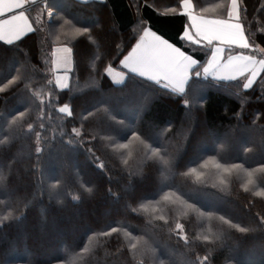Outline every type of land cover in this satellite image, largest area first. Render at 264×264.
Segmentation results:
<instances>
[{
    "label": "snow or ice",
    "instance_id": "snow-or-ice-1",
    "mask_svg": "<svg viewBox=\"0 0 264 264\" xmlns=\"http://www.w3.org/2000/svg\"><path fill=\"white\" fill-rule=\"evenodd\" d=\"M6 2L10 3L8 11L0 12V49L14 51L18 59L7 68V78L0 80V101L15 100L11 109L0 111V146L18 136L35 137L32 171L38 176L41 198L47 192L51 200L65 182L63 175L45 176L46 156L55 155L63 165L71 166L73 157L84 150L100 173L109 172L107 159L117 161L124 174L119 190L106 189L114 208L109 221L93 228L84 243L65 248L55 264H78L101 236L107 241L123 237L113 255L125 257L127 264H144L146 255L152 264H216L217 254L228 246L230 237L205 227L214 219L238 234L231 239L233 246L241 239L259 236L264 240V212H256L252 222H238L196 195L211 187L230 196L236 184L243 193L264 199V112L249 118L241 108L220 139L202 142L191 155L188 145L194 129L175 125L153 129L143 123L156 95L179 99L190 112L198 91L213 82L221 89L242 90L235 93L238 98L259 88L264 99V40L254 39L246 23L247 0H227L222 17L199 13L194 0H175L166 6V13L182 20L174 38L155 30L144 16L145 9L160 14L155 0H139L127 41L114 48L70 11L73 6L105 4V0H69L66 5L57 0H0ZM253 16L264 21V0ZM53 36L41 71L25 48L30 41L48 42ZM81 41L95 46L90 49L91 58L99 63L88 73L96 86L77 94L76 50ZM188 46L204 49L203 56H194ZM96 49L103 54L97 56ZM131 82L145 85L153 94L137 105L140 118L135 122L118 111V101ZM89 93L95 94L94 103L78 110L79 95ZM97 117L102 119L94 124ZM177 135L172 149L168 141ZM14 168L15 157L0 163V197L6 198L0 204L10 209L0 217V228L5 222L22 220L30 209L29 198L19 195ZM79 183L92 194L93 187ZM188 184L192 187L186 191ZM71 199L80 202L81 197L71 195ZM253 207L250 204L249 210ZM194 217L198 232L192 230ZM132 220L140 226L130 225ZM161 235L167 242H161Z\"/></svg>",
    "mask_w": 264,
    "mask_h": 264
},
{
    "label": "trees",
    "instance_id": "trees-1",
    "mask_svg": "<svg viewBox=\"0 0 264 264\" xmlns=\"http://www.w3.org/2000/svg\"><path fill=\"white\" fill-rule=\"evenodd\" d=\"M138 2L139 0H105V4L96 2L90 3L87 7L73 6L70 11L79 17L82 24L94 29V34L98 35L105 44L114 48L117 43L127 41L132 22L136 19L135 4ZM174 2L175 0H155L160 14L157 15L147 9L143 13L151 20L152 27L168 38H174L182 24L179 17L173 19L174 14L166 13V6ZM194 2L199 13L222 17L227 0H194ZM260 2L261 0H247L249 21L246 23H249L254 33V39L264 40V35H260L264 32V28H261L264 21L253 16V10L259 8ZM57 3L66 5L69 0H57ZM54 41V36L50 37L48 42H44L43 39L30 41L25 48L26 54L41 71H43L42 61L49 54L48 44ZM94 47L88 41H81L76 50L80 77V88L74 89L77 94L88 92V89L96 86L95 79L88 76V73L99 63L98 59L91 58L90 49ZM188 47L194 56H203L204 49ZM235 51L234 49L233 52ZM96 52L97 56L103 54L100 49H96ZM16 59L18 56L14 51L0 49V80L7 78V68ZM73 83H76L75 77ZM237 91L242 90L221 89L214 82L209 83L202 91H198L190 112L184 109L179 99L175 100L160 93L154 97L147 114L143 115V123L153 129H163L166 125L194 129L188 145V153L191 155L198 148L199 143L220 139L229 123H235L232 119L233 114L241 108L244 115L249 118L253 113L264 112V99H261L259 88L239 98L235 95ZM125 94L118 101L119 114L129 122H135L140 118L137 105L153 94L145 85L137 82H131ZM201 95L203 99L200 98ZM95 99L94 93L79 95L75 102L77 109L89 107ZM14 105V99L8 104L0 101V111L9 110ZM16 110H19V106H16ZM100 119L102 117H97L93 123ZM239 135L241 139H246L243 133ZM0 139L3 137L0 136ZM178 140V135L170 137L168 146L174 149ZM35 146V137L32 135L18 136L9 145L0 146V163H3L7 157H15L14 171L19 177V195L30 200V209L22 220L5 222V226L0 228V264H55V258L63 255L65 248H73L84 243L85 236L93 228L103 226L109 221L111 215L104 216V212L114 208L106 189L112 187L114 191L119 190L124 183V174L117 161L106 159L109 172L100 173L94 168L91 158L84 150L73 157L71 166L63 165L62 160L55 155L46 156L43 165L45 176L63 175L65 182L51 200L47 192L41 198V186L37 183L38 176L33 175L32 171ZM109 176H111L110 182ZM79 182H84L86 187H93L92 194L88 195L84 192ZM191 187L192 185L188 184L185 190H191ZM71 195L80 196V202L73 201ZM196 195L206 204L218 208L221 213L238 222H252L256 212H264V199L243 193L236 184H233L230 196H223L211 187ZM0 199L6 198L0 197ZM57 200L62 203H56ZM102 200L105 201L103 203L106 206L99 205ZM253 203L255 207L249 210V205ZM9 211L6 205L0 204V217L8 215ZM102 218L105 221L101 220ZM128 223L133 227L140 226L134 220ZM205 227H211L214 231L223 232L230 237L228 246L222 253L217 254L216 264H264V240L259 236L254 240L241 239L238 245L233 246L231 239L238 237V234L228 229L221 221L214 219ZM192 230L197 232L201 230L195 217L192 220ZM65 234L74 237L71 239L64 236ZM158 238L162 243L167 242L163 235ZM122 243L123 237L119 240L107 241L101 236L99 241L93 244L92 252L80 258L78 264H127L125 257L117 258L113 255L114 248ZM142 258L144 264H152L150 256L146 255Z\"/></svg>",
    "mask_w": 264,
    "mask_h": 264
},
{
    "label": "rangeland",
    "instance_id": "rangeland-1",
    "mask_svg": "<svg viewBox=\"0 0 264 264\" xmlns=\"http://www.w3.org/2000/svg\"><path fill=\"white\" fill-rule=\"evenodd\" d=\"M209 137H211V136H209ZM200 144H201V143H199V145H200ZM49 174H52V172H49ZM103 202H105V201H104V200L100 201V202H99V205H100V206H106L105 203H103ZM112 211H114V210H111V209H110L109 212H104V216L111 215V212H112ZM101 213H102V212H101ZM101 215H102V214H101ZM103 218H104V217H103ZM103 218H102L101 220L105 221V219H103ZM85 219H86V218H85ZM82 220H83V219H82ZM83 221H84V220H83ZM60 236H63V235H60ZM64 236H68V237H70L71 239L74 237V236L71 235V234H65ZM71 236H72V237H71Z\"/></svg>",
    "mask_w": 264,
    "mask_h": 264
},
{
    "label": "crops",
    "instance_id": "crops-1",
    "mask_svg": "<svg viewBox=\"0 0 264 264\" xmlns=\"http://www.w3.org/2000/svg\"><path fill=\"white\" fill-rule=\"evenodd\" d=\"M10 7V3H0V12H6L8 11ZM233 54H235V52H233Z\"/></svg>",
    "mask_w": 264,
    "mask_h": 264
}]
</instances>
